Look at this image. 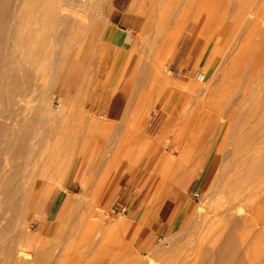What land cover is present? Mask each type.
<instances>
[{"label":"rangeland","instance_id":"obj_1","mask_svg":"<svg viewBox=\"0 0 264 264\" xmlns=\"http://www.w3.org/2000/svg\"><path fill=\"white\" fill-rule=\"evenodd\" d=\"M138 1L145 8L148 24L137 36L134 46L138 54L126 56L107 54L104 49L90 54L97 48L105 23L103 3L58 0L70 12L63 24L53 28L58 36L55 48L59 50L66 43L71 50L63 52L55 94L45 100V105L50 103L47 106L52 111L46 109L51 117L27 120L38 109L39 96L51 92L47 80L36 74L24 96L13 102L9 122L30 124L40 134L31 135L35 136L34 148L27 170L31 165L40 169L47 156H56L59 161L72 156L79 162L66 182L47 175L36 178L39 185L28 207L45 185L48 193L43 213L49 221L39 231L35 215L24 217L28 224L25 234L30 231L31 237L36 235L24 245L31 261L28 264H204L209 260L210 264H223L217 261V254L219 243L228 234L241 248L240 259L247 249L254 252L253 264H264V234L256 235L253 227L240 225V218L247 215L246 207L238 206L236 213L229 214L235 219L223 216L229 198L247 185L257 167L264 166V0ZM193 45L192 51L201 48V54L179 66ZM80 52V60L87 61L88 68L67 102L62 96ZM130 67L136 71V100L129 102L125 113L126 128L119 131V138H113L117 131L109 128L100 108L103 99L108 103ZM197 74L203 78L198 79ZM104 87L109 92L103 99H85L89 90L96 95ZM144 99L151 110L144 112L147 106L140 101ZM142 114V123L134 124V116ZM218 137H223L224 143L216 147ZM14 143L18 145L19 140L15 138ZM84 165L86 170L82 171ZM176 165L182 168L170 180ZM82 172V180L88 176L82 193L80 184L69 189L70 182ZM106 183H119L118 188L130 194L128 201L97 202ZM89 184L95 185V191L92 187L90 192ZM189 184L173 225L164 231L151 227L149 213L166 212L170 205L154 201L164 197L173 185L185 190ZM144 195L145 199L137 202ZM67 196L75 199L74 206H59L56 211ZM133 211L142 216L128 218ZM117 222L123 225L110 228ZM249 238L254 242H247Z\"/></svg>","mask_w":264,"mask_h":264},{"label":"bare ground","instance_id":"obj_2","mask_svg":"<svg viewBox=\"0 0 264 264\" xmlns=\"http://www.w3.org/2000/svg\"><path fill=\"white\" fill-rule=\"evenodd\" d=\"M69 12L70 10L65 8L61 2H58V0L57 2L55 0H0V264H28L31 262L29 261V254L24 250V245L26 247V244H29L36 239V235L31 237L32 234L30 235V231L28 232L30 236L28 233L25 234V232L28 231V224L24 221L26 214L29 213L35 215L39 231H41L49 221L46 215L42 216L44 214L43 206L48 193L45 185H43L38 191V197L32 202L30 207H28V202L35 191V188L39 185V183L36 182V178H38V176L43 177L44 175H47L54 181L66 182L71 177L73 170H75L76 166L79 164V162L73 159L72 156L67 159H62V161H59L56 156L52 158L47 156L41 161H44L42 165L43 167L41 166V168L38 169L35 165H31L30 169L27 170L26 168L30 166V156L34 148V138L35 136L40 137V134L38 133V130H34L30 124L23 122L18 125L9 122L11 120L10 111L15 98H21L24 96L25 91L29 89L31 79L35 74L40 76L41 80H47L51 92L39 96V107L35 112L27 116V120L28 122H32V119L42 115L51 117V114L48 112L52 110H50L47 105L50 104L48 102L52 98L47 101L48 104L46 105L45 100H48L49 97H52V95L55 94L54 88L57 86L56 84H58V74H60L58 70H61L59 69V66L62 65H59V63L61 58H64L65 55L63 52L71 50V47H68V44L66 43L62 45L63 47H61V49L56 50L55 46H57L56 43L58 41V36L53 28L57 24H63L66 20L65 15ZM72 15L75 14L72 13ZM22 26L24 27L22 28ZM48 42L53 43L49 46ZM50 102H52V100ZM46 107H48V112ZM171 118L172 117L167 119V124H169ZM31 135L35 136L32 137ZM15 138L19 140L18 145L14 143ZM226 141L227 139L225 142ZM215 143L216 147L221 146L222 143H224L223 137H218ZM229 143L230 142H226V145ZM68 151H70V149ZM8 156L10 159H7ZM245 161L243 160V162ZM181 168L182 166L180 167L179 165L172 168L173 172L170 180H173L175 174L181 170ZM250 169L252 170V168ZM83 170H86V165H84ZM254 170H256V168ZM82 176H84L83 172L81 178ZM87 177L88 176L86 175L84 183L86 182ZM246 183L247 185L242 183L245 186L241 189L238 188L235 193L232 191L234 194L229 198L230 203L226 207V210L223 209L225 211L223 216L224 214L229 216L232 211H235L236 207L244 205L247 210V215L244 217L243 213L242 218H240V215V225L242 223V225L247 224V226L245 225L246 227L249 225L258 232L256 235H263L264 166L257 167L256 173H253ZM173 184L175 185V183ZM227 184L228 183H226V188L228 187ZM229 184L230 188L234 187H231V183ZM158 189L159 187L157 188V191L159 192ZM261 195L262 198L261 200L259 199V201L258 197ZM74 204V198L71 199L69 196L63 197L60 200L56 211L59 206L62 209H67L73 207ZM180 209L181 206H179V210ZM34 210H36L35 213H33ZM56 211L53 219L56 216ZM236 212L237 211H235V213ZM234 217L229 216L228 218H231L232 220ZM116 225L122 226L123 222H117L115 225L110 224V228H114ZM217 226L216 228H218ZM245 228H243L242 231H244ZM247 230L248 233H250L249 230L251 231V228L249 227ZM110 231L111 230H109V232ZM242 231L239 230V233L243 235ZM109 232L107 231L106 234L108 235ZM224 234L226 235V233ZM249 240L252 239L249 238L246 241L248 242ZM219 244H221V246L219 245L221 249L219 254H217L218 262L223 264H253L252 258L255 256L254 252L249 253L246 249L243 256H241L244 260L240 259L241 248H238L235 245L231 234L225 236ZM209 261L204 264H210Z\"/></svg>","mask_w":264,"mask_h":264},{"label":"crops","instance_id":"obj_3","mask_svg":"<svg viewBox=\"0 0 264 264\" xmlns=\"http://www.w3.org/2000/svg\"><path fill=\"white\" fill-rule=\"evenodd\" d=\"M96 2H101L105 5V23L103 25V29L100 35V38L96 41L97 48L90 54H99L100 49L106 50L107 54H125L128 56L129 54H138V50L136 49L135 42L137 43V36L142 35L143 30L147 27L148 20L143 13V5L139 3L138 0H94ZM145 9V8H144ZM128 40V41H127ZM193 46H191L188 51L185 53L184 57L181 58V62L178 64L179 66L183 64V61L187 58H196L201 54V48L197 52H193ZM140 54V52H139ZM97 59V57H95ZM81 52L76 56L74 60V67L72 69V73L70 75L67 86L64 89L63 99L68 102L69 99L73 98L77 88L79 87L80 82L84 78L85 72L87 71L88 65L86 62H81ZM134 67H130L124 73V78L122 83L118 88L115 89L113 94L110 96L108 103L104 102L103 94L109 91H106L107 88H103L100 94L93 95L91 91L84 95L85 99L93 97H98L99 99H103L102 107L100 109H104L107 121L109 122V128H115L117 134L112 136L119 138V131L126 128V120L128 105L130 101H135L136 99L134 94V76H135ZM85 73V74H84ZM90 89V88H89ZM146 104L145 111L151 110L152 106L147 104V101L140 100ZM149 107V108H148ZM155 109V108H153ZM143 112V113H144ZM129 113V112H128ZM131 117V116H130ZM134 124L142 123L143 114L134 116ZM93 170H102V167L92 168ZM83 171V168H82ZM81 174H78L76 179L70 182L68 188H72L73 186L81 185V193L84 186V180L81 178ZM80 177V178H79ZM90 183V182H89ZM93 187V191H95V185L90 186ZM119 183H106L102 186L97 202L105 203V204H116L121 202H127L130 194H127L126 191H122ZM97 187V185H96ZM191 184L183 190L178 188L177 186H172L168 193L160 198L159 200H155L154 202H160L161 205L164 203H170L169 209L166 212L156 211L155 213H149V218L152 219L151 227L157 226V230L164 231L170 228L174 221L179 218L180 210H178V205L183 200V194L186 193ZM99 189V187H98ZM146 195L141 196L137 202H142L145 199ZM161 207V206H160ZM139 211L130 212V216L128 218H132L134 220L139 219L142 215L139 214ZM46 215V212L44 213Z\"/></svg>","mask_w":264,"mask_h":264},{"label":"built area","instance_id":"obj_4","mask_svg":"<svg viewBox=\"0 0 264 264\" xmlns=\"http://www.w3.org/2000/svg\"><path fill=\"white\" fill-rule=\"evenodd\" d=\"M197 78H198V79H202V78H203L202 74H197ZM149 126H150V125H149ZM193 196H194L195 198H198V194H197V193H195Z\"/></svg>","mask_w":264,"mask_h":264}]
</instances>
